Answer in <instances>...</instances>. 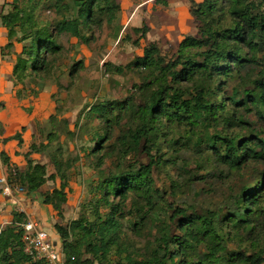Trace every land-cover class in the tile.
I'll list each match as a JSON object with an SVG mask.
<instances>
[{"label":"rangeland","instance_id":"obj_1","mask_svg":"<svg viewBox=\"0 0 264 264\" xmlns=\"http://www.w3.org/2000/svg\"><path fill=\"white\" fill-rule=\"evenodd\" d=\"M79 1L5 0L3 5L6 13L14 6L22 9L24 28L33 34L44 29L57 46L44 54L49 69L15 80L18 101L13 107L4 101L0 109V113L7 109L20 113L25 129H30L23 138L26 152L17 151L25 158L12 162L20 176L9 175L12 193L5 195L24 202L38 228L44 223L61 247L59 227L70 231L69 242L89 264H127L128 256L138 261L161 258L165 238L174 240L173 245L182 242L181 258L189 264H248L242 255L264 249V185L258 180L264 176V119L259 115H264V106L256 86L264 72V33L256 31L252 46L229 33L239 23L252 37L244 9L253 4L252 14L264 15V0H211L213 12L198 18L205 29L216 32L223 49L239 51L246 60L229 61L228 76L199 67L211 47L186 39L200 37L189 12L190 0H115L120 10L113 21L95 10L90 24L82 28V38L59 34L57 25L63 18L78 16ZM6 13L0 11L1 19ZM153 43L166 62L183 56L176 81L157 65L137 62ZM212 48L217 50L215 45ZM188 67H193L192 74L186 73ZM162 83L179 89L182 100H193L192 105L197 90L205 88L215 107L201 116L184 108L180 115L169 111L144 116L145 106ZM217 104L222 105L218 110ZM142 126L148 128V135L136 143L133 132ZM1 130L5 131L3 126ZM217 136L249 140L246 146L256 144L260 154L231 167L221 157L225 146ZM256 138L263 144L257 145ZM33 144L37 152L28 156ZM157 158L162 163L152 168L148 177L152 184L135 182L141 166ZM24 170H36L41 184L35 191L21 175ZM127 175L132 180L126 196L115 194L112 180L121 187L120 180ZM142 178L138 180L143 182ZM256 188L260 201L247 211L244 196ZM53 194L58 209L44 202ZM112 206L120 208L116 215L121 223L120 245L95 257L78 222H92L98 216L104 220ZM176 208L199 216L189 225L196 234L188 233L186 241L181 228L184 215L172 218ZM205 218L212 225H205ZM71 255L68 258L75 261Z\"/></svg>","mask_w":264,"mask_h":264},{"label":"trees","instance_id":"obj_2","mask_svg":"<svg viewBox=\"0 0 264 264\" xmlns=\"http://www.w3.org/2000/svg\"><path fill=\"white\" fill-rule=\"evenodd\" d=\"M80 5V11L77 17L74 18H63L57 25V31L59 34L69 33L73 37L82 38V28L93 19V12L95 10L100 13H104L108 16L109 21H113L116 17V13L120 10V5L115 2V0H81L78 2ZM253 4H247L244 9L245 22L249 26L252 32V37H247L244 31V26L237 24V26L230 31L229 36L237 40H241L248 45L252 46L254 41V36L257 30H261L264 33V15L258 16L252 14ZM214 7L211 6V0H203L201 2L197 0H190L189 12L191 16L195 18V22L199 27L200 37H187L186 39L191 40L194 44L198 46L208 45L211 48L208 50L206 59L199 63V67L207 69L209 72L211 69L218 75L228 76L232 69L229 66V61L243 63L246 60H243V56L239 51H226L223 49L218 42V36L213 30L205 29L203 27L202 21L198 20L201 16L203 17L210 12H213ZM25 12L14 6V8L2 15L3 24L10 28L9 36L12 40H17L22 43V51L18 56L16 64L14 66L13 75L15 80L22 81L24 77L29 73L38 74L39 71L45 69L47 71L50 62L45 58V52L48 50H56L57 46H53V42L49 34L45 33L44 29H38L36 33H31V29L28 31L24 28V18ZM20 27L23 29V32H20ZM29 32V33H28ZM10 45H13L11 41ZM217 47V50H213V46ZM160 49L157 44L153 43L150 46L144 49V55L137 58V62L143 64L144 66L157 65L160 67L164 74L168 73L175 81L179 78L176 71V67L182 63V55H180L175 60H170L166 62V59L160 55ZM155 56L157 58H155ZM194 67V66H193ZM193 67L186 73H193ZM187 69V68H185ZM162 87L153 94L149 101L148 106H145L144 116L151 114L152 116L160 115V113H166L172 111L177 115H180L181 110L184 108L187 111H192L191 113L201 116L203 113H211L213 107H215L210 100L207 98L208 93L205 88L197 90V94L193 97L195 104L192 105L193 100H182L183 94L173 85H167L162 83ZM256 86L259 89L260 94V103L264 106V72L256 81ZM249 93V90H248ZM217 110L222 107L221 104L216 105ZM104 109V108H102ZM261 118L264 119V115L259 112ZM25 127H23L24 131ZM148 135V128L142 126L141 128L133 132V140L136 143H139L143 136ZM17 139L20 143L23 142L22 131H19L15 135L5 138V141ZM257 139V138H256ZM217 141L221 142L225 146L223 154H221L222 159L228 163L231 167H240L245 164L250 158H257L260 154V151L257 150V146L252 144L251 146H246V142H239L236 137L230 136H217ZM258 144H263L261 140L256 141ZM264 148V146H263ZM37 152V147L35 144L31 146V150L27 153ZM26 155V157H27ZM29 156V155H28ZM2 161L5 165L7 171L9 170V175H18V167L14 165L11 161V157L6 151L2 152ZM31 159L29 160V164ZM162 163L160 158L150 162L147 165L141 166L138 171L139 178L143 177L141 182L140 180L135 179V182L141 183L144 186L149 187L152 182L149 179V175L152 172L154 165H159ZM24 179H28L31 182L30 189L35 191L38 189V186L41 184V181H38L36 178V170L31 171H22L21 172ZM10 180V178H9ZM132 180L130 175L123 177L120 180L121 187H118L117 181L112 180V190L115 194L120 193L123 197L127 193V185ZM260 186L264 185V176L259 177ZM119 183V182H118ZM259 190L256 188L252 191H247L244 196V202L247 203L248 210L252 211V207L256 205L260 199ZM148 193V192H147ZM148 202L152 201V196L149 193L146 195ZM54 194L46 196L44 202L46 204H52L57 209L60 208L58 203L54 202ZM120 210L119 206H112L110 212L103 220L102 216L96 217L92 222H78L79 231L83 239L88 243V248L93 252L95 257L97 256H106L110 251L113 245H120V232H121V223L116 218V215ZM184 215V220L181 224V228L185 232V239L189 237L188 235H195L196 232L193 230L190 231L189 225L193 222H196L199 216L197 215H187V210L183 208L174 209L172 218L178 219ZM28 221L24 213L16 212L15 218L12 223L7 225L5 228L0 229V264H42V262L33 261V259L25 252V242L24 234L25 229L22 226L23 223ZM205 225H212V222L205 218ZM59 232L61 234L62 248L65 255L66 264H89L81 260V252L74 247L73 242H69L71 239V233L68 230H63L59 227ZM198 232L204 233V231L199 230ZM189 233V234H188ZM90 240V242H88ZM174 240L165 238L163 240V251L164 255L159 258V256L153 257L151 260H134L132 257L128 256L126 258L127 264H189L186 260L181 258V252L183 251L180 243L177 245L174 244ZM72 254L71 256L75 257V261L68 258L67 254ZM248 264H264V249L261 252L255 253L253 255H242ZM193 264V263H190ZM202 264V262L194 263Z\"/></svg>","mask_w":264,"mask_h":264},{"label":"crops","instance_id":"obj_3","mask_svg":"<svg viewBox=\"0 0 264 264\" xmlns=\"http://www.w3.org/2000/svg\"><path fill=\"white\" fill-rule=\"evenodd\" d=\"M5 0H0V11L3 9V5ZM10 28L6 27L3 24V21L0 17V99L2 103H7L8 105L14 106L15 101H18L17 98V91H19L18 87L15 86V78L13 75L14 66L22 51L23 44L18 42L16 39L12 40L9 36ZM13 42L11 46L10 43ZM5 105V104H4ZM22 115L19 113L9 112V110H5L4 113H0V126H3L5 131H0V139L2 140V145L4 151L8 153L11 157V161L15 163H21L25 156L23 154L18 155L17 151H25L22 146H26L25 143H20L19 140L13 139L9 141H5V138L15 135L19 131H22L23 138L27 137V133L30 129H25L26 132L22 130L23 127H26V122L22 120ZM17 122H22V126L19 124L17 125L16 129L12 131V128L15 126ZM20 126V127H19ZM21 128V129H20ZM2 129V128H1ZM17 129H20L17 131ZM21 165V164H19ZM2 169H0V175L8 174L7 169H5V165L1 164ZM19 203V204H18ZM27 206L24 202H21L15 196H6L2 191H0V229L5 228L7 225L12 223L15 218V213L20 212L27 215L28 221L23 223L22 226L24 227L25 224L28 222H34L39 226V223L33 219V212H28ZM44 226V223H41V229L47 230Z\"/></svg>","mask_w":264,"mask_h":264},{"label":"built area","instance_id":"obj_4","mask_svg":"<svg viewBox=\"0 0 264 264\" xmlns=\"http://www.w3.org/2000/svg\"><path fill=\"white\" fill-rule=\"evenodd\" d=\"M4 104L0 99V109H4ZM4 151L2 141H0V164H2V152ZM0 189L6 195H11L12 186L9 174L0 175ZM25 252L33 261L42 264H66L63 248L55 242L48 230L39 229L34 222L24 225Z\"/></svg>","mask_w":264,"mask_h":264}]
</instances>
